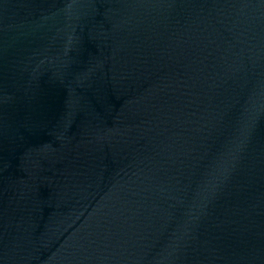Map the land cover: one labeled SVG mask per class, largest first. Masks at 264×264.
I'll return each instance as SVG.
<instances>
[{
  "label": "water",
  "instance_id": "95a60500",
  "mask_svg": "<svg viewBox=\"0 0 264 264\" xmlns=\"http://www.w3.org/2000/svg\"><path fill=\"white\" fill-rule=\"evenodd\" d=\"M0 264H264V0H0Z\"/></svg>",
  "mask_w": 264,
  "mask_h": 264
}]
</instances>
